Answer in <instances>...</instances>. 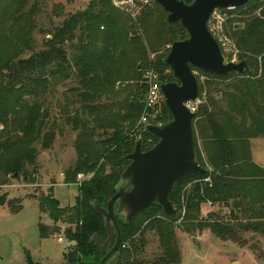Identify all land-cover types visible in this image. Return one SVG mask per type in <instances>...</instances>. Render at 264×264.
<instances>
[{
	"label": "trees",
	"instance_id": "1",
	"mask_svg": "<svg viewBox=\"0 0 264 264\" xmlns=\"http://www.w3.org/2000/svg\"><path fill=\"white\" fill-rule=\"evenodd\" d=\"M146 1L163 13L167 43L188 37L180 25L167 23L158 4ZM46 2L0 0V177L31 180L35 171L31 173L28 167L35 170L37 166L35 145L49 149L55 131L70 127L77 137V159L63 180L78 186V195L73 206H62L52 191L39 195V236L57 235L63 229L65 242L70 244L65 264H99L103 255L90 239L95 234L103 243L107 234L93 203L106 208L138 139L143 152L158 142L137 122L149 89L146 73L156 74L159 85L173 81L170 68L163 63L168 51L150 59L157 54L155 46L161 39L160 34L150 36L151 9L133 22L111 0H88L84 10L68 15L56 5L52 14L63 21L48 22L45 34L50 40L44 38L42 49L34 52L30 39L35 18L47 8ZM260 16L263 19L246 20L244 30L235 25L233 32L242 52L239 60L246 61L248 72L223 77L196 71L208 80L199 84L198 98L204 101L194 112V147L199 165L209 174L175 185L168 200L178 211V219L166 217L158 205L139 213L130 224L118 218V264H180L176 229L186 234L208 230L232 241L241 234H264V169L252 163L250 148L252 139L264 138V8ZM119 82H131L133 87L126 103L116 109L103 100ZM58 85L67 86L68 92L55 101L59 122L57 117L50 123L46 99L54 96ZM158 109L149 125L170 121L164 101ZM80 174L84 179L79 181ZM207 203L224 206L228 215L209 212L203 217L201 209ZM0 205H5L1 199ZM6 205L14 214L22 209H13L12 201ZM42 215L52 224H44ZM145 231L157 235L160 249L150 261L138 258L144 254ZM27 262L34 264L29 257Z\"/></svg>",
	"mask_w": 264,
	"mask_h": 264
},
{
	"label": "rangeland",
	"instance_id": "2",
	"mask_svg": "<svg viewBox=\"0 0 264 264\" xmlns=\"http://www.w3.org/2000/svg\"><path fill=\"white\" fill-rule=\"evenodd\" d=\"M87 1L73 0L67 3L66 0H47V8H44V13H40L35 18L36 28L30 39L33 51L36 52L42 49L44 38L50 40V36L45 34L49 29L48 22L59 24L63 21V17L52 14L56 5L62 6L63 12L68 15V13L84 10ZM249 1L248 5L240 10L232 9L220 13L221 16L226 18L224 32L231 43V52H223L226 62H240L239 59L242 55L233 35L235 25H240L241 30H244V22L249 18L263 19L260 12L264 8V0ZM135 4L136 6L131 10V13H125L120 8L114 7L133 22L138 21L137 19L144 10L151 9L150 36L157 34L161 36L159 44L155 46L157 54H151L150 56V59H155V57L165 54L170 47L167 38H164L165 28L162 25L164 15L153 4L148 5V3H143L142 0H135ZM144 40L148 48L150 41L148 42V38L145 37ZM257 62L259 64L260 60L258 59ZM195 77L200 85L208 80L205 75L199 72H195ZM132 85L131 82L116 83L112 93L103 101L113 104L117 109L119 104L126 103ZM55 89L54 96L46 99V105L50 107L48 120L50 123L55 122L54 120L57 117L59 122L60 118L55 101H61L62 94L68 92L67 86L58 85ZM204 95L205 90L202 97ZM139 123L140 119L137 126H139ZM76 138V133L70 127L63 126L60 131H55V138L49 149H43L40 143L36 144L35 148L38 154L36 169L33 170V168L28 167V171L31 173L35 171L31 180H25L23 177L17 179L9 176L6 178L0 177V199L5 203V205H0V264H28V257L34 264H65L64 254L67 253L70 244L65 242L63 229L57 235H48L46 238L39 236L40 215L36 199L41 193L52 191L54 199L62 206L74 205L75 197L78 195V186L64 184L63 178L65 172L72 167L77 159V153H75ZM197 147L201 150L202 158H204V151L199 140L197 141ZM250 148L252 163L264 169V138L252 139ZM8 201H12L13 209L22 206L21 211L15 214L12 213V208L6 205ZM226 211L227 208L222 205L207 203L202 206L201 215L205 217L209 212L228 215ZM41 220L44 224H52L45 215L41 216ZM175 232L177 247L181 253L180 264H264L263 233L241 234L239 240L232 241L219 239L208 230L202 233L186 234L180 229H176ZM144 233L146 242L144 254L138 258L150 261L160 253L158 238L153 232L145 231ZM59 237L63 238V242L58 241Z\"/></svg>",
	"mask_w": 264,
	"mask_h": 264
},
{
	"label": "water",
	"instance_id": "3",
	"mask_svg": "<svg viewBox=\"0 0 264 264\" xmlns=\"http://www.w3.org/2000/svg\"><path fill=\"white\" fill-rule=\"evenodd\" d=\"M151 1L163 9L169 25H180L188 37L173 42L163 61L173 77V81L160 86L162 101L171 119L166 124L144 128L147 134L158 138V142L143 152L138 139L133 152L126 157L130 163L122 172L116 193L108 200L106 208L93 203L94 213L104 220L107 234L103 243L95 234L90 239L103 255L99 264L119 263L121 234L118 218L130 224L139 213L158 205L166 217L178 219V211L168 200L175 185L191 176L209 174L197 161L193 133L195 117L186 107L187 102L196 101L199 95L195 72L226 77L234 72L244 74L249 71L245 60L225 61L207 26L216 9L240 8L249 0H192L190 4L178 0Z\"/></svg>",
	"mask_w": 264,
	"mask_h": 264
},
{
	"label": "built area",
	"instance_id": "4",
	"mask_svg": "<svg viewBox=\"0 0 264 264\" xmlns=\"http://www.w3.org/2000/svg\"><path fill=\"white\" fill-rule=\"evenodd\" d=\"M143 3H147L146 0H142ZM112 4L117 8H120L125 13H131V10L135 8V0H111ZM232 10V9H229ZM228 10L216 9L211 15L208 21V31L212 34L215 41H217L220 50L223 52H231V43L224 32V25L226 23V18L221 16V12ZM146 84L149 89L145 97V108L141 115L139 125L145 127L149 125V119L155 116L159 112V107L162 100V95L160 91V86L156 74L153 72H147L145 75ZM204 100L197 98L196 101H191L186 103V107L191 111L195 112L199 106L202 105ZM83 175L78 176V180H82ZM59 242H63V238H58Z\"/></svg>",
	"mask_w": 264,
	"mask_h": 264
}]
</instances>
